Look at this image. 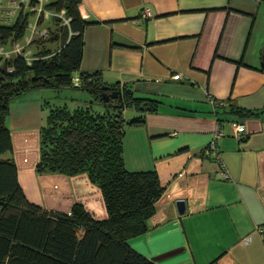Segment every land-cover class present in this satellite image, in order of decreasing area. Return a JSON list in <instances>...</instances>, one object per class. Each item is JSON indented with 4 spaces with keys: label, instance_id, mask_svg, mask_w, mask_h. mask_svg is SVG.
<instances>
[{
    "label": "crops",
    "instance_id": "obj_1",
    "mask_svg": "<svg viewBox=\"0 0 264 264\" xmlns=\"http://www.w3.org/2000/svg\"><path fill=\"white\" fill-rule=\"evenodd\" d=\"M79 8L87 24L71 77L97 71L105 84L158 100L156 111L121 138L124 168L154 170L162 188L148 229L126 244L152 264H264V111L238 120L241 138L231 134L234 117L222 113L227 105H264V2L79 0ZM58 98L52 88H32L8 105L18 185L45 211L67 214L80 203L104 218L99 190L84 173L34 172L38 131ZM211 140L216 156L203 152ZM176 199L184 201L183 213Z\"/></svg>",
    "mask_w": 264,
    "mask_h": 264
},
{
    "label": "trees",
    "instance_id": "obj_2",
    "mask_svg": "<svg viewBox=\"0 0 264 264\" xmlns=\"http://www.w3.org/2000/svg\"><path fill=\"white\" fill-rule=\"evenodd\" d=\"M264 2V0H262ZM79 0H53L45 8L62 11L55 26L39 37L36 44L58 43L41 48L26 59L22 53L0 54V264H152L132 250L126 239L145 232L153 203L162 188L154 170L127 171L121 157L124 129L139 125L145 113H153L156 98L140 97L127 86L105 84L97 71L79 74L73 84L72 73L79 68L82 31L87 24L78 10ZM25 15L18 14L10 24H0V45L22 36ZM39 22L40 17H37ZM259 69L264 73V41L259 53ZM32 88H64L88 92L100 111L79 104L48 105L38 135V159L34 172L84 173L99 190L105 217L95 219L80 203L67 214L45 211L26 200L18 185L11 157V143L5 117L12 98ZM118 90L103 99L102 94ZM138 114L122 117V110ZM264 111L227 105L223 114L235 121L258 116ZM219 120V119H217ZM200 155L202 153L200 152Z\"/></svg>",
    "mask_w": 264,
    "mask_h": 264
},
{
    "label": "rangeland",
    "instance_id": "obj_3",
    "mask_svg": "<svg viewBox=\"0 0 264 264\" xmlns=\"http://www.w3.org/2000/svg\"><path fill=\"white\" fill-rule=\"evenodd\" d=\"M51 1L53 0H47L46 2H51ZM3 10H8L7 0H0V24H5V25L10 24L14 17L3 15V12H2ZM22 12L26 17L25 18L26 25H25L22 36L15 39L14 43L20 46L23 45L24 38L28 37L29 35V26L31 25L35 26L34 32L31 35V41L27 45L24 46L22 53L27 54L26 57H29L33 55L36 51L40 50L41 48H46L49 50L55 49L58 46V43L43 42L42 44H36V40H34V39H38L39 35H42L44 32L52 29L55 26V20H53L54 18L52 19V17L50 16L46 18H41L39 22H37V24L35 25V22H36L35 12L32 11L29 7L24 8ZM60 19L62 20V22L64 21L63 19L65 18L63 17V13L61 14ZM10 44L11 42L7 41L1 44L0 47H2L4 50H9L12 45ZM13 54H16V51L9 53L8 56L10 57ZM1 55L4 57H8V56H5L4 54H1ZM59 98L57 99L56 103L51 104V106L52 105H65L67 109H72L74 105V101L77 100L78 101L77 104H79L80 106H88L91 110H97V108H100L97 103L92 101L91 95L88 92L81 90V89L64 88L60 90ZM133 112L134 111L132 109H129V111L125 113L124 117L126 119L131 117L130 115Z\"/></svg>",
    "mask_w": 264,
    "mask_h": 264
},
{
    "label": "built area",
    "instance_id": "obj_4",
    "mask_svg": "<svg viewBox=\"0 0 264 264\" xmlns=\"http://www.w3.org/2000/svg\"><path fill=\"white\" fill-rule=\"evenodd\" d=\"M47 0H7V7H8V10H3V15H6V16H10V17H15L17 16L18 14H22L23 15V9L26 8V7H29L32 11L35 12V15H36V22H35V25L37 24V17L39 16L40 19L41 18H46L48 16L50 17H58L60 18L61 17V14H62V11H59V12H53L51 10H48L45 8V3ZM79 4H78V10H79ZM79 13H80V10H79ZM81 15V14H80ZM149 15V12L147 9H144L143 12H142V16H148ZM39 19V20H40ZM64 23L66 22V19H63ZM28 27V26H27ZM34 25H31L29 26V35L28 37H25L24 38V41H23V45H18L14 42H12L10 45H11V48L9 50H4L2 47H0V54H4L5 56H8L9 53L11 52H15L16 53H22L23 51V48L25 45H27L30 41H31V35L33 34L34 32ZM42 36H45V32L42 34V35H39L38 37H42ZM28 53V52H27ZM23 54V53H22ZM27 54H23V56L26 58V59H29V57H26ZM179 78V74H173L172 75V79H178ZM72 82L73 84H77L79 83V78L77 77H72ZM210 102L212 104L215 103V101L213 100H210ZM244 128H243V124L238 122V121H234L232 122L231 124V134L232 136H234L235 138H241L244 136ZM221 132L219 129L216 130L215 132V135H220ZM203 152L205 154H209L211 156H216V151L214 149V144H213V141L211 140L210 142H208L207 146L203 149Z\"/></svg>",
    "mask_w": 264,
    "mask_h": 264
},
{
    "label": "water",
    "instance_id": "obj_5",
    "mask_svg": "<svg viewBox=\"0 0 264 264\" xmlns=\"http://www.w3.org/2000/svg\"><path fill=\"white\" fill-rule=\"evenodd\" d=\"M116 95H118V90H110L109 92L107 93H103L102 96H103V99L107 100L108 98H112V97H115ZM174 206H175V209L177 211V213H183L184 212V201L182 199H176L174 201Z\"/></svg>",
    "mask_w": 264,
    "mask_h": 264
}]
</instances>
